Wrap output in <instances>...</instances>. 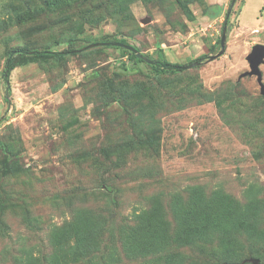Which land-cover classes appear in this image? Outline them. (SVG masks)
Segmentation results:
<instances>
[{"label":"rangeland","instance_id":"rangeland-1","mask_svg":"<svg viewBox=\"0 0 264 264\" xmlns=\"http://www.w3.org/2000/svg\"><path fill=\"white\" fill-rule=\"evenodd\" d=\"M231 4L0 0V264L29 255L52 264L54 252L59 264L224 261L218 239L141 258L128 257L123 240L157 201L177 237L173 205L194 190L264 205V94L256 75L242 76L253 45L264 44V5ZM105 36L126 39L145 60ZM71 40L62 59L29 57ZM159 57L192 66L164 74ZM13 162L20 171L8 172ZM262 225L263 237L239 235L241 264L264 263V217Z\"/></svg>","mask_w":264,"mask_h":264},{"label":"trees","instance_id":"trees-1","mask_svg":"<svg viewBox=\"0 0 264 264\" xmlns=\"http://www.w3.org/2000/svg\"><path fill=\"white\" fill-rule=\"evenodd\" d=\"M226 19L228 18L226 17ZM98 40L101 42L113 41L130 44L126 39H110L107 36L101 37ZM74 47L75 43L71 40L70 46L63 51L50 53L47 50H43L35 52L29 57L51 56L62 59L67 55H71ZM124 51L129 53L131 60L136 62L145 60L144 58L138 57L135 52L129 49L124 48ZM214 51V49H211V52ZM24 54L28 53L24 52ZM207 56L202 55L197 60H201ZM14 60L15 55L11 53L7 60V68L10 71L14 68ZM187 66L186 64L168 62L161 57L155 60L156 71L164 74L179 76L187 71ZM7 170L8 172H18L21 168L13 162L11 165L10 163L7 165ZM192 194L193 196H191L187 205H173L174 214L178 222V228L176 229L177 237L169 236V234L171 235L169 225L163 218L162 213L164 212L159 201L154 205V209L151 211L152 213L146 212L139 215L137 225L132 226L127 233L125 232L126 236L124 237L123 245L127 256L130 258L147 257L167 251L172 243L191 246L198 244L200 241L210 242L218 239L225 255V259L221 264H241L236 258L239 256V247H242L239 235L246 233L251 237H263V201L253 199L248 201L245 206L240 201L223 192H214L207 195L202 190H194ZM147 220L151 221L147 225H144ZM87 222L88 219H86V224ZM82 224L79 221L74 228L75 235L80 233ZM80 242V237H77L76 243L80 244ZM81 251L85 252L86 249H81ZM183 256V254H170L168 257H165V264H200L197 261L185 262L183 261ZM52 257V264H59L55 252ZM44 260L42 261L40 257L29 255L21 264H43ZM248 263L251 262L245 259L242 264Z\"/></svg>","mask_w":264,"mask_h":264},{"label":"water","instance_id":"water-1","mask_svg":"<svg viewBox=\"0 0 264 264\" xmlns=\"http://www.w3.org/2000/svg\"><path fill=\"white\" fill-rule=\"evenodd\" d=\"M235 2H236V0H232V4H231V7H230V10H231V8H232V6L234 5ZM114 44L118 45V46L125 47V48L135 52L138 57L144 58V55L136 47H134V46H132L130 44H124V43H121V42H114ZM221 45H222V50L217 55H220V54L224 53V51H225V36L221 40ZM247 61L249 63L250 70L246 71L242 76L256 75L257 76V81H258V83H259V85L261 87V92H262V94H264L263 74H262V71L260 69V65L264 62V44L257 43L255 45H253L252 51L247 56ZM195 64L196 63H193V65H195ZM191 66L192 65H188L186 68H189ZM248 261L251 262L252 264H264V263L261 262V260L259 258H250V259H248Z\"/></svg>","mask_w":264,"mask_h":264},{"label":"crops","instance_id":"crops-1","mask_svg":"<svg viewBox=\"0 0 264 264\" xmlns=\"http://www.w3.org/2000/svg\"><path fill=\"white\" fill-rule=\"evenodd\" d=\"M253 0H250V2H252ZM259 1V4L258 5H260V7H263V5H264V0H258Z\"/></svg>","mask_w":264,"mask_h":264},{"label":"built area","instance_id":"built-area-1","mask_svg":"<svg viewBox=\"0 0 264 264\" xmlns=\"http://www.w3.org/2000/svg\"><path fill=\"white\" fill-rule=\"evenodd\" d=\"M258 32H259V30H258Z\"/></svg>","mask_w":264,"mask_h":264}]
</instances>
